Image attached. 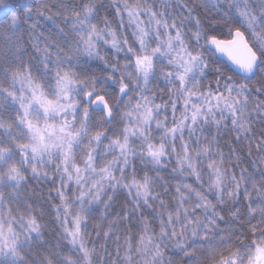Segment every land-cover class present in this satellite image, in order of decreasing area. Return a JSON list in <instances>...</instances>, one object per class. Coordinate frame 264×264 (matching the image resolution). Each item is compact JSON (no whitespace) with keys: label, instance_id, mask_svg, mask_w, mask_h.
I'll return each mask as SVG.
<instances>
[{"label":"snow or ice","instance_id":"1","mask_svg":"<svg viewBox=\"0 0 264 264\" xmlns=\"http://www.w3.org/2000/svg\"><path fill=\"white\" fill-rule=\"evenodd\" d=\"M0 264H264V0H0Z\"/></svg>","mask_w":264,"mask_h":264},{"label":"trees","instance_id":"2","mask_svg":"<svg viewBox=\"0 0 264 264\" xmlns=\"http://www.w3.org/2000/svg\"><path fill=\"white\" fill-rule=\"evenodd\" d=\"M21 2H26V0H21Z\"/></svg>","mask_w":264,"mask_h":264},{"label":"rangeland","instance_id":"3","mask_svg":"<svg viewBox=\"0 0 264 264\" xmlns=\"http://www.w3.org/2000/svg\"><path fill=\"white\" fill-rule=\"evenodd\" d=\"M41 124H42V122H41Z\"/></svg>","mask_w":264,"mask_h":264}]
</instances>
